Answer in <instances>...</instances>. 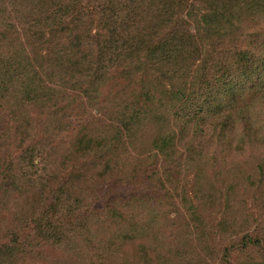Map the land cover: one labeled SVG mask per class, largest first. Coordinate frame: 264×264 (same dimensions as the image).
<instances>
[{
	"label": "trees",
	"instance_id": "obj_1",
	"mask_svg": "<svg viewBox=\"0 0 264 264\" xmlns=\"http://www.w3.org/2000/svg\"><path fill=\"white\" fill-rule=\"evenodd\" d=\"M0 264H264V0H0Z\"/></svg>",
	"mask_w": 264,
	"mask_h": 264
}]
</instances>
